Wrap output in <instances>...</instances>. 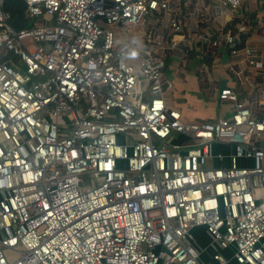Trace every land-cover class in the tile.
I'll use <instances>...</instances> for the list:
<instances>
[{
  "label": "built area",
  "instance_id": "2783aa9c",
  "mask_svg": "<svg viewBox=\"0 0 264 264\" xmlns=\"http://www.w3.org/2000/svg\"><path fill=\"white\" fill-rule=\"evenodd\" d=\"M22 1L15 30L0 0V264H264V115L229 88V117L165 104L158 35L128 37L167 0Z\"/></svg>",
  "mask_w": 264,
  "mask_h": 264
},
{
  "label": "crops",
  "instance_id": "0c3cea01",
  "mask_svg": "<svg viewBox=\"0 0 264 264\" xmlns=\"http://www.w3.org/2000/svg\"><path fill=\"white\" fill-rule=\"evenodd\" d=\"M167 2L168 10L146 16L141 25L132 27L128 37L134 51L141 52L150 46L149 37L158 35L160 43L151 51L163 58L162 75L172 83L170 89H164L165 104L183 118L178 95L182 90L197 91L201 101L214 105L215 111L196 122L229 117L231 104L219 97L222 88H229L252 115H264L263 0H242L237 8L222 0ZM172 21L178 23V30L172 29ZM109 27L117 48L125 41L121 26L113 23ZM228 35L233 45L226 42ZM229 150V145H215L216 152L227 154ZM212 162L218 164L217 160Z\"/></svg>",
  "mask_w": 264,
  "mask_h": 264
},
{
  "label": "rangeland",
  "instance_id": "374dc122",
  "mask_svg": "<svg viewBox=\"0 0 264 264\" xmlns=\"http://www.w3.org/2000/svg\"><path fill=\"white\" fill-rule=\"evenodd\" d=\"M35 19L36 18H32L31 21L34 22ZM13 58L15 60H17V58H15V57H13ZM16 67L21 73H25L24 63L20 59L17 60V66ZM33 79H37V78L33 77ZM177 102H179L181 109H182V116H183L182 119L187 120L186 122H188V121H190V122L199 121L200 116L209 115L210 113L215 111L214 105L209 104L205 100L201 101L200 95L198 94L197 91L182 90L180 92V95H178V97H177ZM175 140H177L176 137H175ZM167 141H168V139H167ZM213 151L216 152L215 151V145H213ZM225 162H227V159H225ZM239 163H240V160H237V164H239ZM212 164H214V163L212 162ZM214 165H216V164H214ZM100 180H101V177L97 176V181H100ZM84 181H85V185H87V186L94 184L92 177L89 174H86L84 176ZM201 229H202L201 226H195L192 228L194 235L199 240H200ZM9 255H10V257L16 256L15 253H10Z\"/></svg>",
  "mask_w": 264,
  "mask_h": 264
},
{
  "label": "trees",
  "instance_id": "16d2710c",
  "mask_svg": "<svg viewBox=\"0 0 264 264\" xmlns=\"http://www.w3.org/2000/svg\"><path fill=\"white\" fill-rule=\"evenodd\" d=\"M2 9L7 13V22L15 30L33 23L25 13V4L22 0H3Z\"/></svg>",
  "mask_w": 264,
  "mask_h": 264
}]
</instances>
